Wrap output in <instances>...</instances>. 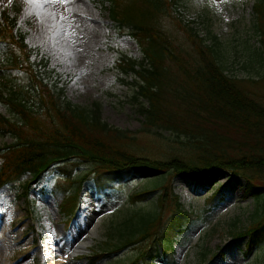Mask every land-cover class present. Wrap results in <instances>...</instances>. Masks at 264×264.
I'll return each instance as SVG.
<instances>
[{
	"label": "trees",
	"instance_id": "obj_1",
	"mask_svg": "<svg viewBox=\"0 0 264 264\" xmlns=\"http://www.w3.org/2000/svg\"><path fill=\"white\" fill-rule=\"evenodd\" d=\"M101 1L108 2L116 28L133 37L144 54L140 61L123 56L117 62L123 73L136 76L133 99L145 118L146 131L142 132L157 128L185 136L186 141H180L182 149L166 159L145 156L138 145L140 139L103 121L99 106L87 109L74 104L59 86V75L49 60L37 58L38 50L27 44L16 17L3 9L0 103L11 116L0 111V135H10L13 142L0 147V188L30 174L25 183L27 193L35 189L43 196L53 194L58 201L63 194L76 208L79 194L67 192L71 182L81 190L86 180H94L103 192L135 175L156 179L162 174L185 172L204 181L210 179V172L224 168L246 178V198L263 199L264 105L250 95L248 82L264 80V0H256L253 6L259 45L256 49L249 46L247 55L249 67H262L258 79L228 74L219 37L212 33L201 36L180 14V0ZM34 54L37 57L32 60ZM81 162L89 163L92 169L73 181V168ZM52 173H58L64 182L49 184ZM255 177L261 178V185ZM157 187L162 190L158 197L162 206L174 201L169 227L177 224L182 231L187 214L180 211L172 179ZM151 191L146 189L135 197ZM214 197L223 198L222 194ZM157 213L150 225L159 220L160 210ZM258 213L254 212V221L238 234L250 238L248 252L264 240V207L262 216ZM148 235L146 231L143 237ZM130 242L132 238L117 250ZM168 249L174 250L172 243L166 249L153 244L142 252L144 264H161L156 260L162 256L174 262ZM105 257L95 251L89 262L97 264ZM141 257L129 264H142Z\"/></svg>",
	"mask_w": 264,
	"mask_h": 264
},
{
	"label": "rangeland",
	"instance_id": "obj_2",
	"mask_svg": "<svg viewBox=\"0 0 264 264\" xmlns=\"http://www.w3.org/2000/svg\"><path fill=\"white\" fill-rule=\"evenodd\" d=\"M79 1L83 2L82 6ZM255 1L180 0L178 5L180 14L201 36L212 33L219 37L230 76L258 79L262 72L257 64L256 69L247 65L248 47L256 49L259 45L254 30ZM108 5L101 0L46 4L44 8L51 7L59 17L56 27L47 22L43 10L37 15V10L26 0H0V12L7 9L16 17L27 44L38 50V57L34 54L32 60L36 57L49 60L66 97L87 109L99 106L103 121L129 130L140 139L141 154L166 159L182 149L180 141H186V137L166 129L142 132L145 118L133 99L136 76L123 73L117 62L123 56L140 61L144 54L133 37L116 28ZM61 14L67 17L65 21H60ZM65 30L69 35L64 34ZM92 34L97 37L87 54L64 49L66 38L75 43ZM248 89L264 105V80L248 82ZM0 111L11 116L1 103ZM12 142L10 135H0V147ZM91 169L92 165L81 162L73 168L71 179H79ZM209 174L210 179L204 181L185 172L162 174L156 179L135 175L103 192L98 191L93 180H86L81 192L78 184L71 182L67 192L79 194L78 210L68 204L69 199L63 194L57 202L53 194L43 196L35 189L27 193L25 183L31 175H24L18 182L0 189V264H90L89 258L95 251L106 255L98 264H129L153 244L166 249L170 243L174 250L168 249V252L174 262L171 257L162 256L158 263L264 264V240L248 252L250 238L238 235L254 221L255 211L262 216L264 198L244 196L247 185L243 175L224 168ZM169 179L181 205L180 211L187 214L184 218L187 226L182 231L177 224L169 227L174 201L168 200L162 206L158 198L162 190L156 184ZM260 179L255 177L256 184L261 185ZM55 181L64 182L59 180L58 173L50 174L49 184ZM146 189L153 191L135 197ZM218 194L223 198L215 199ZM61 202L67 205L64 210ZM159 210V220L150 225L149 220ZM148 225L151 228L146 230ZM146 231L149 235L144 238ZM128 238H132V244L117 250ZM140 260L144 264L142 257Z\"/></svg>",
	"mask_w": 264,
	"mask_h": 264
},
{
	"label": "bare ground",
	"instance_id": "obj_3",
	"mask_svg": "<svg viewBox=\"0 0 264 264\" xmlns=\"http://www.w3.org/2000/svg\"><path fill=\"white\" fill-rule=\"evenodd\" d=\"M78 3H80L79 5L82 6L83 2L79 1ZM85 10V9H84ZM54 12V9H52L51 7L48 8H44L43 9V13L45 14V19L47 20V22L53 24V20L51 19V17L49 15H47V13H51ZM59 17L56 14V21L58 22ZM59 25V22L57 23ZM56 24V26H57ZM97 36L92 34L88 37H86L85 39H83L82 41H75V43L72 41H70L68 38L65 39L64 44V49L68 50L71 49L73 51H78L79 53H83V54H87L88 50L95 45V38Z\"/></svg>",
	"mask_w": 264,
	"mask_h": 264
},
{
	"label": "snow or ice",
	"instance_id": "obj_4",
	"mask_svg": "<svg viewBox=\"0 0 264 264\" xmlns=\"http://www.w3.org/2000/svg\"><path fill=\"white\" fill-rule=\"evenodd\" d=\"M26 3L32 4L34 8L37 10V15H39V12L44 9V6L46 4L48 5H54L56 3L66 4L68 3V0H26ZM47 15H49L54 22L51 27H56V24L58 23L56 21V13L51 12V13H47ZM66 19L67 17H65L63 14L60 15V21H65ZM68 27L70 28L71 25L69 24ZM64 34L69 35L67 30H65Z\"/></svg>",
	"mask_w": 264,
	"mask_h": 264
}]
</instances>
